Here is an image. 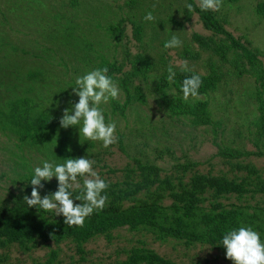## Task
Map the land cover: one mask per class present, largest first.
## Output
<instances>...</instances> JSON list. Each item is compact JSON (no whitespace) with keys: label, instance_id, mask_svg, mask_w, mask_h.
Returning <instances> with one entry per match:
<instances>
[{"label":"rangeland","instance_id":"374dc122","mask_svg":"<svg viewBox=\"0 0 264 264\" xmlns=\"http://www.w3.org/2000/svg\"><path fill=\"white\" fill-rule=\"evenodd\" d=\"M260 3L264 0H223L218 13L235 36L250 41L260 51L264 61V15L258 10ZM186 4L187 0H0V203L7 200L10 192L23 190L35 167L44 161L63 163L72 158H65L67 153L94 160V170L107 183L128 178L135 167L130 157L133 155L160 165L164 169L162 176L173 175L185 182L196 173L225 176L249 183L251 188L264 182V156L235 160L217 156L212 126H194L187 116H172L154 91L166 64L178 67L176 61L186 60L188 68L204 74L216 66L223 75L222 81L214 92L200 98L210 101L214 120L221 124L219 141L255 149L251 139L258 115L255 80L249 75L236 77L231 63L223 62L193 40L194 32L218 40L222 35L208 30L198 13L187 21ZM149 12L154 21L144 20ZM121 18L125 19V34L118 41L109 26ZM134 23L143 25L141 41L134 37ZM173 35L182 41V46L166 49L165 42ZM138 52L149 54L155 66L147 77L134 79L142 87L146 101L132 103L125 116L113 111V99L101 105L105 123L116 124L115 144L106 149L102 142L80 137V125L67 129L60 126L64 110L78 102L79 97L72 93L77 77L100 68L105 58L124 64L123 72L117 74L120 76L131 70V58ZM114 83L119 88L116 99L123 102L125 93L117 81ZM14 108L31 117L44 113L52 125L48 137L22 142L7 118ZM119 133L125 134L126 152L119 147ZM64 146L68 152L62 153ZM188 159L203 164L187 172L173 169L175 163ZM54 180L55 177L51 181ZM138 196H145V191ZM204 196L207 208L218 201L226 208L234 205L251 206V212L257 207L264 210V191L241 196H215L208 191ZM172 201L166 197L162 202ZM141 246L175 264H233L226 258V251L209 244L161 239L152 230L128 227L98 235L84 243L82 250L71 239L60 243L37 240L28 247L18 242L0 244V264L44 263L53 250L58 252L54 264H122L134 247Z\"/></svg>","mask_w":264,"mask_h":264},{"label":"trees","instance_id":"16d2710c","mask_svg":"<svg viewBox=\"0 0 264 264\" xmlns=\"http://www.w3.org/2000/svg\"><path fill=\"white\" fill-rule=\"evenodd\" d=\"M187 4L193 6L192 11L185 6L187 21L194 13H198L208 30L215 35H222L218 40L214 36L207 37L194 32L193 40L201 48L211 50L223 62L231 63L232 72L236 77L249 75L255 80L258 115L254 122L255 128L251 130V139L255 149L241 148L219 141L221 124L214 120L210 101L207 98L194 100L190 97L188 101L183 99L182 81L194 74L200 75L202 80L200 95L208 96L214 92L223 78L216 66L204 74L194 69L184 72L172 65L176 76L173 82H169L167 80L169 65L166 64L154 85L155 93L172 116H187L194 126H212L214 142L218 147L217 156L227 160L242 159L252 155L264 156V61L260 51L251 46L250 41H244L242 37L235 36L226 27L227 20L221 17L218 11H201L197 0H187ZM258 10L264 15V3L258 5ZM124 23L125 19L121 18L117 23L109 26L112 37L118 41L125 34ZM133 34L138 41H141L143 25L134 23ZM187 56L193 57L194 55L187 53ZM103 67L109 69L107 75L113 82L117 81L125 93L123 102L117 99L112 100L114 112L125 116L126 109L132 103L146 101L142 87L136 85L134 79L141 76L147 77L148 73L154 69V62L149 54L145 52L134 54L131 58V70L120 76L117 74L123 72L124 64L117 60L110 61L105 58L100 68ZM7 118L22 142L29 139L31 142H36L39 138H47L46 134L52 128L44 113L31 117L29 114L19 113L17 108H14ZM124 137V133H119L117 139L120 149L126 152ZM61 152H68L67 146H64ZM64 157L75 158L69 153ZM130 157L135 165L130 170L131 174L129 173L128 178L123 181L108 183L109 187L104 193L108 196L106 207L102 211H94L90 217L86 218L82 228L68 227L64 224L62 215L54 217L44 210L38 211L35 207L28 208L23 198L25 195L31 197L30 181L34 175L31 174L24 183L22 191L10 192L7 200L0 203V244L6 246L12 242H18L21 246L28 247L30 244H35L37 240L60 243L71 239L78 243L82 250V245L90 239L98 235L109 234L117 228L128 227L132 230L141 228L152 230L161 239L171 237L182 240L186 244L200 242L226 251L221 245L224 234L242 226H251L259 233L261 242L264 243V217L262 216L264 210L262 208L257 207L251 212L248 211L251 206L244 208L233 205L231 208H226L216 201L211 208H207L203 204L204 195L208 191H212L215 196L230 193H237L241 196L246 193L264 191V182L256 183V187L251 188L248 186L249 183L237 182L221 175L213 176L202 173L194 174L190 181L185 182L183 178L173 175L162 176L164 169L154 162L144 161L135 155ZM201 164H203L202 161L188 159L184 162L178 161L173 165V169L187 172ZM134 173L139 177H134ZM42 183L45 187L40 189L41 197L57 190V180L42 181ZM142 191H145V196H138ZM82 194V189L73 192L74 203L83 202L75 200L77 195ZM166 197H171L173 201L170 204H164L162 201ZM127 201L130 203L126 205ZM57 256L58 252L53 250L48 259L40 264H54ZM143 263L175 264L157 251L145 246L134 247L127 259L122 262V264Z\"/></svg>","mask_w":264,"mask_h":264},{"label":"clouds","instance_id":"9594fccd","mask_svg":"<svg viewBox=\"0 0 264 264\" xmlns=\"http://www.w3.org/2000/svg\"><path fill=\"white\" fill-rule=\"evenodd\" d=\"M223 0H198L201 11H219ZM192 4H186V8L192 11ZM145 21H154L155 17L149 12L144 17ZM182 46V41L175 35L165 42L166 49H174ZM181 71H192L188 68V62L176 61ZM107 67L97 68L87 74L77 77L72 93L79 97L78 102L66 108L59 124L62 128L79 127L80 137L85 141L102 142L104 148H109L117 142L115 132L116 124L105 123L101 105L107 104L110 99L119 96V88L107 75ZM176 73L172 65L168 67L169 82H173ZM202 85L200 75L194 74L182 81L181 91L183 99L188 101L200 99L199 89ZM157 118H160L157 116ZM156 118V119H157ZM71 151V149H68ZM94 160L86 157L67 158L63 163L44 161L42 166L34 169V175L30 181L31 197L25 195L28 208L35 207L44 210L54 217L63 216L64 224L68 227H83L86 218L94 211H102L106 207L108 196L104 194L109 184L94 170ZM53 177L58 181L57 190L41 197L40 189L45 187L42 181L50 182ZM82 181V184H81ZM82 189L83 194L75 197L73 192ZM221 245L226 249V258L233 264H264V243L260 235L251 226L239 227L224 234Z\"/></svg>","mask_w":264,"mask_h":264}]
</instances>
